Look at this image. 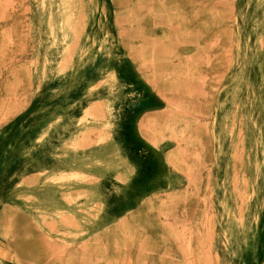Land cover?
<instances>
[{
    "label": "rangeland",
    "instance_id": "374dc122",
    "mask_svg": "<svg viewBox=\"0 0 264 264\" xmlns=\"http://www.w3.org/2000/svg\"><path fill=\"white\" fill-rule=\"evenodd\" d=\"M0 264H264V0H0Z\"/></svg>",
    "mask_w": 264,
    "mask_h": 264
},
{
    "label": "crops",
    "instance_id": "0c3cea01",
    "mask_svg": "<svg viewBox=\"0 0 264 264\" xmlns=\"http://www.w3.org/2000/svg\"><path fill=\"white\" fill-rule=\"evenodd\" d=\"M155 113L156 112L153 110H146V111L142 112L141 115L139 116V118L137 120V124H138L139 130L143 136L147 135V128H146L147 119H149Z\"/></svg>",
    "mask_w": 264,
    "mask_h": 264
}]
</instances>
